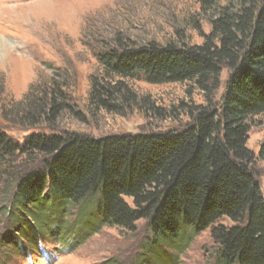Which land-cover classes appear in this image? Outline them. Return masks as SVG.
I'll use <instances>...</instances> for the list:
<instances>
[{"label": "trees", "instance_id": "trees-1", "mask_svg": "<svg viewBox=\"0 0 264 264\" xmlns=\"http://www.w3.org/2000/svg\"><path fill=\"white\" fill-rule=\"evenodd\" d=\"M194 1L211 15L201 44L117 38L96 54L99 73L88 105L92 112L118 113L135 102L128 84L140 77L150 84L192 83L207 96L227 69L219 104L198 106L181 129L100 137L32 131L19 142L4 124L52 129L63 112L83 119L64 82L52 78L31 91L17 102L20 108L0 114V178L18 157L41 163L16 174L2 198L10 201L9 221L18 226L29 219L32 227L21 234L23 243L2 237L1 246L12 245L17 254L21 245L37 248L42 236L34 228L45 218L63 223L71 208L82 207L87 216L80 231L88 226L87 232H72L69 224L70 232L49 237L80 244L103 226L133 231L143 219L151 248L188 243L209 229L219 264H264V197L251 168L255 155L246 147L248 122L264 115V0ZM258 157L264 160V141Z\"/></svg>", "mask_w": 264, "mask_h": 264}, {"label": "rangeland", "instance_id": "rangeland-1", "mask_svg": "<svg viewBox=\"0 0 264 264\" xmlns=\"http://www.w3.org/2000/svg\"><path fill=\"white\" fill-rule=\"evenodd\" d=\"M210 16L194 0H0V114L16 108L28 93L45 89L50 79L56 78L66 84L63 91L83 118L63 112L52 129L2 127L19 142L32 131L100 137L185 127L194 120L195 108L219 104L227 69L207 96L192 83L150 84L140 77L128 84L136 97L131 105L121 107L118 113L92 112L88 95L91 80L99 73L96 54L113 46L117 38L137 44H201L211 29ZM151 107L160 108L162 114ZM248 124L246 147L255 155L251 168L264 197V160L258 157L264 141V115ZM40 164L39 160L18 157L0 178V264H219L209 229L188 243L183 240L152 248L151 231L143 219L135 223L133 231L103 226L80 244L71 242L69 236L66 242L49 237V232H87L88 226L80 231L87 216L82 207L71 208L63 223L45 218L34 228L32 232L42 236L37 248L27 251L21 245L17 254L14 246H1L2 237L23 243L21 234L32 227L29 219L26 225L21 221L17 226L6 218L4 208L10 201H2L3 194L10 193L16 174ZM127 202L132 204L130 199ZM221 223L231 224L227 219ZM69 224L75 226L70 231Z\"/></svg>", "mask_w": 264, "mask_h": 264}]
</instances>
